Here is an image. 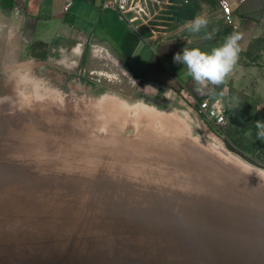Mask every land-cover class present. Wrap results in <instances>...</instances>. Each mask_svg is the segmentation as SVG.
<instances>
[{
  "label": "water",
  "instance_id": "1",
  "mask_svg": "<svg viewBox=\"0 0 264 264\" xmlns=\"http://www.w3.org/2000/svg\"><path fill=\"white\" fill-rule=\"evenodd\" d=\"M62 93L56 108L0 105V264H264L263 181L190 131L161 145L121 102L126 119L102 106L116 118L102 123L79 104L107 96Z\"/></svg>",
  "mask_w": 264,
  "mask_h": 264
},
{
  "label": "crops",
  "instance_id": "2",
  "mask_svg": "<svg viewBox=\"0 0 264 264\" xmlns=\"http://www.w3.org/2000/svg\"><path fill=\"white\" fill-rule=\"evenodd\" d=\"M229 1L239 14L257 6V0ZM251 2L254 4L246 6ZM65 3L66 0H0V23L19 30L27 41L24 54L34 59L35 67L48 65L49 56L59 57L66 51L63 63L67 70L53 68L62 76L79 79L98 73L115 79L125 91L135 88L143 92L155 103L173 104L178 89L193 81L183 64L173 62L176 53L185 47L210 51L217 46L197 41L196 37L189 39L187 34L145 35L118 11L103 9L102 0H73L68 9Z\"/></svg>",
  "mask_w": 264,
  "mask_h": 264
},
{
  "label": "rangeland",
  "instance_id": "3",
  "mask_svg": "<svg viewBox=\"0 0 264 264\" xmlns=\"http://www.w3.org/2000/svg\"><path fill=\"white\" fill-rule=\"evenodd\" d=\"M252 4L254 2L246 6ZM240 10L242 12L243 7ZM245 12L239 14L236 9L233 22H229L223 15L220 0H147L141 8L129 14V17L135 18L132 22L145 35L163 32L170 36L187 34L189 39L196 37L197 41H204L205 44L214 42L212 44L219 45L233 31L243 32L240 41L243 50L239 61L226 82L220 86L209 85L208 89L197 91L198 86L192 81L178 89L177 98L171 105L167 101L168 105L166 102L155 103L152 101L154 99L144 96L143 92L135 88L125 91L115 79H101L111 89L95 86V82L91 81L94 78L90 80L89 77L72 78L67 83L68 88L61 85L59 88L66 93L67 99L87 96L113 98L128 107L129 115L136 113L135 104H155L160 109L177 114L187 123L195 137L219 149L223 147V152L232 154L243 164L264 171V141L256 139L254 126L256 120L264 121V0H257V6ZM237 13L239 17H236ZM200 14L210 20L209 31L217 29L211 40L202 39L203 32L192 34L185 28L186 22ZM8 93L9 88L1 82L0 95ZM207 97H218L224 104L227 123L220 129L207 123L194 107L195 101ZM125 131L134 133L132 127Z\"/></svg>",
  "mask_w": 264,
  "mask_h": 264
},
{
  "label": "clouds",
  "instance_id": "4",
  "mask_svg": "<svg viewBox=\"0 0 264 264\" xmlns=\"http://www.w3.org/2000/svg\"><path fill=\"white\" fill-rule=\"evenodd\" d=\"M209 25L207 16L200 14L186 22L185 28L192 34L203 32L202 39L211 40L217 29L209 31ZM242 39L243 32L233 31L210 51H203L199 47L183 48L182 52L174 55L173 62L186 67L187 74L198 86L197 91L208 89L209 85L220 86L226 82L239 61L243 50L240 45ZM26 43L14 25L0 23V82L10 88V94L0 95V105H18L23 110L34 104L45 103L53 97L60 98L62 102L61 90L46 75L39 74L34 59L24 54L23 46ZM66 56V51L59 57L49 56L46 63L52 68L67 70V65L63 63ZM254 126L256 139L264 141V121L256 120Z\"/></svg>",
  "mask_w": 264,
  "mask_h": 264
},
{
  "label": "bare ground",
  "instance_id": "5",
  "mask_svg": "<svg viewBox=\"0 0 264 264\" xmlns=\"http://www.w3.org/2000/svg\"><path fill=\"white\" fill-rule=\"evenodd\" d=\"M52 99L55 100V103L50 105L51 107H58L60 106L58 104L59 99L58 97H53ZM58 101V102H57ZM83 103H80L79 105H82L83 107H85V109L87 110L86 113H96L97 115H101L103 113V115L101 116V118H103V120L106 121H99V122H107V123H111L112 120L116 119L114 118V113L107 112L106 109H104L102 106H105L107 109L109 110H115V109H119L121 110L120 114L124 111L122 110V107H119L120 103L110 99L109 97H104L101 98L99 100L96 99H87V100H83ZM65 104H69V105H73V102H66ZM43 106H46V104H34L32 105V107L30 108H24L25 109H40L43 108ZM17 108L20 109V107L18 106ZM93 108V109H90ZM137 110V119L134 120V125L140 129H142L143 132V139H157L158 141L163 142V144L161 145H169L170 143H177V142H181L182 140L184 141H190L188 138V134L189 133V127L187 125V123L184 122L183 119H181L177 114L175 113H167V112H161L158 110H155L154 108L147 106V105H137L136 107ZM104 111H103V110ZM94 110V111H93ZM45 110L42 111V113H40V116L45 115L44 113ZM3 113H7L6 111H3ZM123 115V116H122ZM122 115H120V117H122L124 120L126 119V116L122 113ZM118 116V115H116ZM43 117V116H42ZM146 120V122H145ZM141 126V127H140ZM146 133H150L148 134V137H146L147 135H145ZM157 134V135H155ZM157 137V138H154ZM186 143V142H185ZM195 145L197 147H199L200 149H205L203 147V144L201 142H194ZM206 145V144H205ZM221 153L219 154V159L221 161H223L225 164L229 163L232 166H236L239 169H242L244 171H247L248 173H250L251 175L257 177L260 179V181L264 182V171L262 170H257L255 168H251L249 166H247L246 164H243V162H241L240 160H238L236 157H234L232 154H227L223 151L224 148H221ZM235 169V168H234Z\"/></svg>",
  "mask_w": 264,
  "mask_h": 264
},
{
  "label": "built area",
  "instance_id": "6",
  "mask_svg": "<svg viewBox=\"0 0 264 264\" xmlns=\"http://www.w3.org/2000/svg\"><path fill=\"white\" fill-rule=\"evenodd\" d=\"M73 3V0H66L65 7L68 9ZM147 0H102L101 6L103 9H113L120 13L121 17L133 21L135 18L129 17L132 11L141 8ZM220 7L224 17L229 22L234 20V10L232 3L229 0H220ZM194 107L198 110L200 115L210 125L220 129L227 123V116L224 104L221 99L210 97L204 98L201 101H195Z\"/></svg>",
  "mask_w": 264,
  "mask_h": 264
},
{
  "label": "flooded vegetation",
  "instance_id": "7",
  "mask_svg": "<svg viewBox=\"0 0 264 264\" xmlns=\"http://www.w3.org/2000/svg\"><path fill=\"white\" fill-rule=\"evenodd\" d=\"M58 74V73H57ZM56 76V75H55ZM94 78V81L93 80H91V79H93ZM102 78H105L103 75H100V74H91L90 75V77H89V79L92 81V82H95V83H97V84H100L101 86H104V87H106V88H109V89H111V87H109V86H107V85H104V83H102L101 82V79ZM58 79V78H57ZM71 77L70 76H66L65 77V81H67V82H69V81H71ZM96 79V80H95Z\"/></svg>",
  "mask_w": 264,
  "mask_h": 264
}]
</instances>
